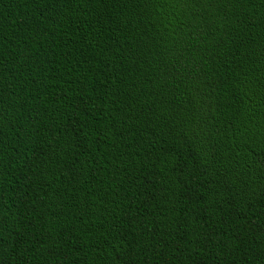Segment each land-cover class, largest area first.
<instances>
[{
  "label": "trees",
  "instance_id": "obj_1",
  "mask_svg": "<svg viewBox=\"0 0 264 264\" xmlns=\"http://www.w3.org/2000/svg\"><path fill=\"white\" fill-rule=\"evenodd\" d=\"M0 264H264V0H0Z\"/></svg>",
  "mask_w": 264,
  "mask_h": 264
}]
</instances>
